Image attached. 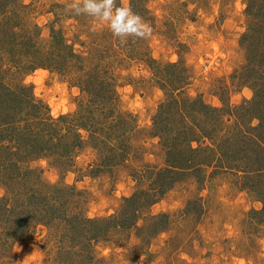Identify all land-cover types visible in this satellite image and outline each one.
<instances>
[{"label":"rangeland","instance_id":"1","mask_svg":"<svg viewBox=\"0 0 264 264\" xmlns=\"http://www.w3.org/2000/svg\"><path fill=\"white\" fill-rule=\"evenodd\" d=\"M18 1L26 7V25L36 24L37 33L40 29L39 45L48 48L62 38L67 54L72 49L78 54L71 60L75 67L99 64L107 69L111 76L104 77L106 82H114L121 108L134 117L129 149L111 169L99 171L91 146L70 171L38 163L47 182L84 193L90 217L137 221L130 229L114 228L95 245L100 264H264V214L254 212L263 203L245 187L251 180L243 171L251 166L246 152L252 153V143L237 139L238 123L245 124L249 116L237 120L232 114L243 116L246 102L256 95L248 66L252 39L260 35L256 21L264 16V10H257L259 0H253L252 13L250 0H117L131 6L152 29L148 38H129L123 45L104 23L69 11L75 0ZM73 69L41 67L24 77L54 118L75 113L85 98L71 80L79 74ZM169 97L178 99L176 108L190 110H184L188 121L207 137L194 143L199 149L186 173L171 167L174 146L153 136L154 118ZM206 104L220 109H206ZM180 115L175 112L166 122L174 124ZM191 136L185 131L175 138L180 158H187ZM224 163L237 165L241 172L223 169ZM4 194L0 186V196ZM130 197L136 200L126 201ZM164 213L168 217L162 218L163 224L153 220ZM155 222L160 223L158 234ZM68 258L60 254L50 229L40 224L14 244L10 264H61Z\"/></svg>","mask_w":264,"mask_h":264},{"label":"trees","instance_id":"2","mask_svg":"<svg viewBox=\"0 0 264 264\" xmlns=\"http://www.w3.org/2000/svg\"><path fill=\"white\" fill-rule=\"evenodd\" d=\"M250 2L252 5L249 3L248 11L252 13L253 0ZM259 2L263 4L264 0ZM12 3L17 7H11L8 0H0V186L5 189V194L0 196V264H10L14 244L31 236L40 224L50 229L60 247V254L69 257L62 260L61 264H100L93 252L96 251L95 245L114 228L130 229L137 221L132 219L127 223L128 218L119 220V216L90 217L85 205L89 201L83 199L84 193L72 185L47 182L43 179L44 168L38 163L47 161L61 171H70L76 166L77 159L86 146H91L98 154L99 171L111 169V165L118 163L117 157L123 156L124 150L129 149L128 140L135 129L134 117L121 108L114 82H106L104 77L111 76L107 69L101 68L99 64H84L80 69L75 67L71 60L78 54L73 49L67 54L62 38L59 43L55 42L48 48L40 46V29L37 33L38 26L26 25L24 20L23 8L26 7L18 0H13ZM261 4H258L259 14L264 10V5ZM257 10L253 9L254 12ZM262 17L261 21H256L259 24L255 27L260 35L256 36V40L252 39V56L250 54L249 57L251 63L248 66L252 72L256 95L252 101L246 102L249 106L243 116H237L233 111L232 114L237 120L249 116V121L245 124L238 123L237 139H246V142L252 143V153L246 152V155H251V166L243 170L245 179H250L251 182L247 181L245 187L254 192L263 203V208L254 212L264 214V16ZM247 36L246 34L244 38ZM258 41H261V46L257 45ZM64 55L67 57L63 60ZM86 61L89 62L88 59ZM41 67L60 72H65L66 68L79 71L71 80L81 88L85 98L80 100L79 109L75 113L54 118L48 104L36 96L31 85L24 83L25 76ZM172 94L173 98L174 90ZM172 98L169 97L162 104L160 114L154 118L156 130L153 136L166 142L168 147L174 146L171 150L174 153H171V159L174 160L171 167L177 172L186 173L191 170V164L194 163L192 156L199 149L194 143H201L207 137L198 124L188 121L190 116L184 110H190L181 105L176 108L179 101ZM204 107L213 111L220 109L207 104ZM174 108L176 109L172 112ZM199 111L197 109L195 113L198 115ZM175 112L181 113L180 120L174 124L167 123ZM255 120L259 122L253 124ZM185 131L192 136L186 140L189 145L187 158H180L176 153L175 138ZM222 167L241 172L237 165L228 166L224 163ZM130 200L136 199H126ZM152 201L151 199L149 203ZM125 212L122 211V214ZM167 217L166 213L159 214L153 216V220H166ZM152 226L158 234L160 223L155 222Z\"/></svg>","mask_w":264,"mask_h":264},{"label":"clouds","instance_id":"3","mask_svg":"<svg viewBox=\"0 0 264 264\" xmlns=\"http://www.w3.org/2000/svg\"><path fill=\"white\" fill-rule=\"evenodd\" d=\"M69 11L104 23L122 45L129 38L146 39L151 35V26L131 6L117 4V0H75Z\"/></svg>","mask_w":264,"mask_h":264}]
</instances>
